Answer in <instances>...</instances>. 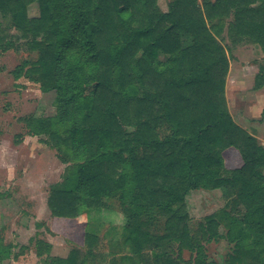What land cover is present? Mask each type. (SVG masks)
<instances>
[{
  "label": "trees",
  "instance_id": "16d2710c",
  "mask_svg": "<svg viewBox=\"0 0 264 264\" xmlns=\"http://www.w3.org/2000/svg\"><path fill=\"white\" fill-rule=\"evenodd\" d=\"M0 14L38 54L29 73L56 91L54 116L24 119L67 164L52 216L86 225L116 199L124 218L106 241L83 229V248L65 258L38 239L43 264L105 260L102 240L112 263L264 264V146L229 112L217 38L226 26L232 43L248 37L264 52V0H169L165 11L157 0H0ZM11 45L0 29V49ZM197 189L227 203L192 225L186 196ZM220 240L232 248L222 262L205 247ZM9 254L0 241V264Z\"/></svg>",
  "mask_w": 264,
  "mask_h": 264
},
{
  "label": "rangeland",
  "instance_id": "374dc122",
  "mask_svg": "<svg viewBox=\"0 0 264 264\" xmlns=\"http://www.w3.org/2000/svg\"><path fill=\"white\" fill-rule=\"evenodd\" d=\"M167 1L160 0V5L164 6ZM27 14L29 17L38 15L36 2L27 6ZM228 19H225L226 23ZM0 29L12 43L10 47L0 49V241L10 247L9 258L3 264H43L46 253L36 252L38 239L51 244L50 256L65 258L73 248H83V229L95 232L105 241L112 234L118 237L124 218L116 199L107 200L106 207L91 210L86 225L83 215L79 220L52 216L48 207L49 194L52 187L63 180L67 164L58 157L46 134L35 136L27 132L24 119L54 116L57 112L56 91L44 88L36 76L29 73L38 54L20 38V32L9 18L1 14ZM217 38L226 47L230 60L236 44L244 40L237 39L232 43L226 26ZM246 39L252 42L248 37ZM230 63L225 98L236 116L233 80L237 72L234 62ZM262 75L259 70L256 76L259 79ZM234 153L229 152L227 159L232 160ZM226 203L220 189L189 191L186 204L191 224L220 211ZM102 241L100 247L104 246L106 259L89 260V264H123L118 260L111 262L107 242ZM205 247L207 255L218 262L226 260L232 249L225 240L208 243ZM184 257H187L186 252Z\"/></svg>",
  "mask_w": 264,
  "mask_h": 264
},
{
  "label": "crops",
  "instance_id": "0c3cea01",
  "mask_svg": "<svg viewBox=\"0 0 264 264\" xmlns=\"http://www.w3.org/2000/svg\"><path fill=\"white\" fill-rule=\"evenodd\" d=\"M202 1L198 0L200 4ZM157 3L162 10L167 9L168 1L164 6L160 5V0H157ZM246 38L244 36L239 38L244 40L234 47L232 59L228 57L229 67L232 64L230 62H234L237 72L233 80V88L238 114L234 116L229 107L228 109L233 120L264 146V52L260 46L249 42ZM259 70L263 71V75L258 79L256 75ZM233 156L232 160L225 161L229 168L238 167L241 164L238 154L234 153Z\"/></svg>",
  "mask_w": 264,
  "mask_h": 264
}]
</instances>
